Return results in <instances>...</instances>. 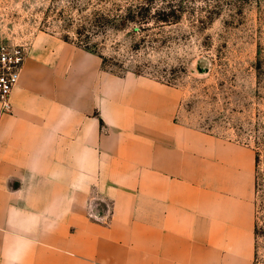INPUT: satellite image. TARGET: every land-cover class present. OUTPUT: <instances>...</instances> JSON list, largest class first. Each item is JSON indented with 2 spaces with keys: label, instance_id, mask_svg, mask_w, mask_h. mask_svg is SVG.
Masks as SVG:
<instances>
[{
  "label": "crops",
  "instance_id": "1",
  "mask_svg": "<svg viewBox=\"0 0 264 264\" xmlns=\"http://www.w3.org/2000/svg\"><path fill=\"white\" fill-rule=\"evenodd\" d=\"M0 105V264H253L255 151L175 89L53 35Z\"/></svg>",
  "mask_w": 264,
  "mask_h": 264
},
{
  "label": "rangeland",
  "instance_id": "2",
  "mask_svg": "<svg viewBox=\"0 0 264 264\" xmlns=\"http://www.w3.org/2000/svg\"><path fill=\"white\" fill-rule=\"evenodd\" d=\"M140 2L182 10L120 21ZM46 34L100 53L94 52L103 69L117 77L175 89V121L251 146L255 154L263 150L264 0H0V44L28 52ZM259 172L254 221L260 201L264 217V155ZM253 264H264V231Z\"/></svg>",
  "mask_w": 264,
  "mask_h": 264
},
{
  "label": "trees",
  "instance_id": "3",
  "mask_svg": "<svg viewBox=\"0 0 264 264\" xmlns=\"http://www.w3.org/2000/svg\"><path fill=\"white\" fill-rule=\"evenodd\" d=\"M182 10L181 4H173V5H163V6H156L153 5L151 2H140L138 4H135L133 7H129L127 13L124 17H120V21H144L146 22L149 18L148 16L155 12L160 13L164 15L163 17H168L170 14L173 15L175 13H179ZM118 18V16H117ZM161 17H158V19ZM119 19V18H118ZM87 23H90L89 25L93 23L92 20L87 21ZM87 27L82 26V29L85 30ZM96 52V51H94ZM100 57L101 54L96 52ZM262 143L264 144V133L262 134ZM261 149L256 150L255 154V196L260 199V193L262 194V186H263V176L259 172L260 162L262 159V155H264V147ZM262 209V201L259 202V204L255 203V221H254V236H255V245H254V258L257 257V248H258V238L264 231V217L262 219L261 214Z\"/></svg>",
  "mask_w": 264,
  "mask_h": 264
},
{
  "label": "built area",
  "instance_id": "4",
  "mask_svg": "<svg viewBox=\"0 0 264 264\" xmlns=\"http://www.w3.org/2000/svg\"><path fill=\"white\" fill-rule=\"evenodd\" d=\"M26 49L21 45L0 44V105L3 110L10 106V93L17 84Z\"/></svg>",
  "mask_w": 264,
  "mask_h": 264
}]
</instances>
